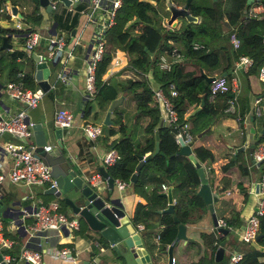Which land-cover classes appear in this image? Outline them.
<instances>
[{"label": "crops", "instance_id": "crops-1", "mask_svg": "<svg viewBox=\"0 0 264 264\" xmlns=\"http://www.w3.org/2000/svg\"><path fill=\"white\" fill-rule=\"evenodd\" d=\"M49 1L52 4L50 10H46L45 7L39 5L42 13V24H35L31 20L24 21V23L14 20L12 24L6 25L12 28H23L25 32L11 34L9 38L3 37L6 39L4 46H2L3 39L1 41L0 49L3 51L0 52V71H2L0 73V110L6 115H12L23 107L20 101L8 98L5 95L3 88L6 82L20 79L24 86L28 88L38 87V80L35 78L37 62L33 58V54H45L48 37L52 35L65 36L69 40L68 43L66 39L68 43L66 48L68 51H71L72 55L68 57L66 53H62L57 59L55 58L46 62L50 71L48 77L49 88L44 90V95L38 104L34 108L27 110L28 120L33 124L40 123L46 136L45 146L37 145L33 136L32 151L46 162L56 175L65 172L68 166L71 170L75 171L77 176L82 177L84 181H87V178L92 175L98 176L101 191L107 193V181L102 176L100 168L103 167L107 172V166L103 161L104 154L109 149L114 148V141L122 138L120 131L110 133V129H117L123 124L128 127V134H130L133 132V124L135 122L136 107L132 92L124 91L125 87L121 85L127 79L137 81L140 77L131 68L129 54L126 51L118 49L104 75V81L112 85L116 90V98H122V101L110 112L109 118L111 123L104 125L105 116L109 111L112 100L101 101L97 95L86 96L84 90V72L86 61L92 54L93 44L101 37L106 41L105 34L108 29L101 34L100 26L87 21L83 8L78 10V6L81 3L86 4L87 0H71L72 3L68 6L57 0ZM254 1L258 0H252V3ZM20 3L22 4L20 9L25 13L31 12L34 8L32 0H20ZM254 6H260V8L257 14L252 17L263 18V4L258 1L252 7ZM20 9H18V13ZM3 11L12 16L11 11L9 12L5 8H3ZM248 11L249 9L247 10V14ZM189 12L197 16V20L194 22L200 20L199 10L196 7H192L191 4ZM208 13L212 17L213 12L209 11ZM167 16L168 12L166 10L165 14L162 15V24L168 28H172L167 24ZM248 16L250 15L248 14ZM15 17L20 18L21 16H12V18ZM184 21L187 20L178 18L176 27L174 28L182 26ZM18 23L20 27L16 26ZM26 29L39 30L43 37L31 55H27L23 49V36L27 32ZM222 29H227L224 23ZM189 31L190 26L184 29L185 33ZM189 34L192 35L191 33ZM75 38H78L80 43L71 50L70 48L73 47L71 43ZM230 44L234 50V48L240 45V40L237 37L231 36ZM175 47L182 49L180 44H176ZM13 52H23L24 57L16 56L13 60L10 56ZM177 54L178 52L174 53V55ZM31 58L33 60H30ZM238 60L239 58L233 59V65L221 75L226 74L225 80L232 92L229 97L232 100V108L233 110H237L239 114L236 117L221 114L213 118L208 127H206L208 128L207 131L201 137L194 138L191 134L193 141L190 147L192 150V146L202 145L212 152L211 166L214 168V175L211 176L212 180H210V174L206 172L204 164L203 167L211 192L218 196V200L213 202L217 222L218 220H222L224 216L229 217L234 212H239L242 224L255 212L260 200L264 199V193L261 192L262 186L259 183L264 171L261 172L260 169H256L254 165L258 166L260 163L252 160L254 149L259 145H264V85L258 79L257 71L246 75L252 64L245 68L242 64H237ZM181 62L190 63V61L183 59ZM201 70L204 72L203 69ZM218 72L219 69L213 75L204 73L209 76H215L214 74H218ZM27 73L31 74L29 81H26L27 75L25 74ZM58 73H61L64 78L58 77ZM146 78L152 91L160 86L158 81L154 79L151 71L146 74ZM231 78L237 79L238 83L234 84ZM149 104L151 108L159 107L153 103V99ZM226 104H229V102ZM60 108L70 110L74 118L72 126L62 129L61 136L58 138L55 134V129L58 126H56L54 119L56 111ZM159 109V125H161L164 123V113L160 107ZM226 109L228 112L232 111L228 110V106ZM86 123L100 124L103 127V132L95 139L88 138L83 130V126ZM143 123L140 122L139 125ZM136 126L135 133L133 132L134 140L138 141L139 139L142 142L144 138L141 134V128H139L138 124ZM186 128L188 130L187 124ZM8 140L15 141V138L9 134L0 135V172H7L12 163V158L6 154L3 148L4 143ZM147 154L150 153L146 152L143 156ZM225 164L227 165L224 166ZM207 166H209L208 163ZM241 168H245L247 171L246 175H243ZM134 182H131L129 179L127 184L121 188L114 181L112 195L120 198L126 214L134 225L149 230L145 241L147 245L151 246L157 240L158 231L162 229L161 221L168 219L161 216L163 212L160 211L162 210L161 208L167 207L168 200L166 196L164 201H155L153 199L152 201L157 203L155 204L157 207L153 206L154 204H148L147 196L141 193V188H139L140 191L136 190L133 185ZM199 184L191 190L192 193L196 194ZM162 185H165L166 188L168 187L164 183ZM152 186L153 184L149 185L146 192L151 190ZM48 187L47 183L26 185L11 182L8 178H5L0 185V206H4V209L0 211L2 232L5 237L13 240V244L9 250L0 249L7 263L26 264L20 259V252L23 248L29 247L40 249V264H120V258L116 257V253H112L109 250H101L99 246H96V252L92 253L93 243L89 237L88 226L83 220L78 230L63 229L60 233L49 231L40 239L33 238L29 233L23 231L22 224L31 223L32 217L28 216L24 222L21 221L19 218L21 211L23 209L31 211L40 203L57 201L62 212L70 216L74 215L70 206L65 202L63 195L56 196L50 193ZM161 190L164 193L166 189L164 190L161 187ZM172 195L173 204L175 205L177 196L175 188L172 189ZM137 204H142L147 209L149 207L160 208L156 211L158 214L150 216L149 222H151V225H145L143 222H134L133 216ZM241 224L238 227L228 226V229L233 233L229 232L227 235L221 236L226 240L225 246L228 250V256L233 252H241L244 255L243 251L246 249L252 247L255 249L259 248L258 241L251 244L242 242L240 238ZM184 226L186 239H181L175 243L173 247L174 262L179 264L193 262L197 264H213L211 250L207 246L204 234H211L216 237L218 231L213 223L212 212L209 207L206 205L204 209L197 207L191 210L188 221ZM234 237H237V240ZM38 242L40 243L39 245L37 244ZM102 242L104 241L102 240ZM59 249H66L68 253L64 256L54 253L55 250ZM151 251L155 252L154 250ZM8 255L14 258L8 259L6 257ZM160 258L161 264H166L167 255L165 254V256H161ZM13 260L15 262H12ZM239 264L243 263L240 262Z\"/></svg>", "mask_w": 264, "mask_h": 264}, {"label": "trees", "instance_id": "trees-1", "mask_svg": "<svg viewBox=\"0 0 264 264\" xmlns=\"http://www.w3.org/2000/svg\"><path fill=\"white\" fill-rule=\"evenodd\" d=\"M164 1L122 0L120 7L116 10L115 23L106 31L104 52L96 68V95L101 101L116 98V90L104 81V75L118 49L129 54L131 68L140 77L137 81L127 79L121 86L125 87L124 91L132 92L136 107L133 132L135 133V127L138 124L144 139L142 142L139 139L135 141L133 132L128 134L129 129L123 124L117 129L111 128L110 133L120 131L122 138L114 141V148L120 154V158L114 164L107 166V172L114 180L119 179L127 183L134 171L138 156L146 152L152 153L158 141V152L144 161L138 172V178L133 183L137 191L141 188V193L147 196L148 204H154L155 207L157 203L153 202V199L155 201L166 199L161 190L162 183L172 186L177 191L173 213L161 214L168 219L160 223L162 229L158 231L154 245L158 252L167 250L176 236L178 224H185L188 221L191 210L197 207L204 209L206 206L201 196L191 195V190L199 184V176L193 162L186 155L178 153L180 144L175 139V133L183 124H187L190 134L196 138L195 135L208 127L210 121L218 115L227 114L236 117L239 114L237 110L228 112L226 109L227 100L232 92L228 90L212 93L211 82L206 81L200 70L203 69L204 72L213 75L219 69L218 74L214 75L225 78L226 74H221L233 65V59H238L240 55H247L253 59L246 74L248 75L258 72L264 59V17L248 16L247 10L250 5L247 0H191L192 7L199 10L200 20L198 22L184 21L179 28H168L162 24V15L166 11ZM171 1L176 5H182L185 2V0ZM258 1L264 6V0ZM4 5H16L18 9L22 6L20 0H0V45L3 37L9 38L11 34L25 32L23 28L6 26L12 24L14 20L22 23L31 20L38 25L43 22L38 3L34 2V8L29 13L20 9V18H12L10 14L3 11ZM84 7L85 3H81L78 10ZM209 11L213 12L212 17L209 16ZM223 23L227 27L226 30L222 29ZM188 26L190 31L185 33L184 29ZM231 36L240 40V45L234 50L230 44ZM176 44H180L182 49L176 48ZM2 51L0 49V52ZM175 52L178 54L174 55ZM10 56L14 60L16 56L24 57V53L13 52ZM182 59L190 63H182ZM150 71L160 84L159 87H162L165 93L167 91L166 94L170 95L172 88L175 90V94L171 96L178 114V122L175 126L165 122L159 125L160 109L150 107L153 91L146 78V74ZM25 75H27L26 81H29L31 74ZM202 99L204 106L193 116L186 118L199 106ZM140 122L144 123L139 125ZM192 152L204 164V167L206 166V172L210 174V180H212L211 176L214 175V168L211 166L212 152L202 145L192 146ZM263 164L264 158L258 166H254L263 172ZM241 169L243 175H246L245 168ZM152 184L151 190L146 192L148 186ZM157 209L160 208L147 209L144 205L137 204L133 216L134 222L150 224L149 218L153 214H158ZM173 215L177 217V221H174ZM222 220L231 227H238L241 224L239 212H234L229 217L224 216ZM258 234H261L258 240L259 248L252 247L244 250L241 263L264 264V209L258 220ZM204 235L212 257L224 237H220L218 233L216 237L211 234ZM96 249L93 245L92 253L96 252ZM174 264L179 263L174 262Z\"/></svg>", "mask_w": 264, "mask_h": 264}, {"label": "built area", "instance_id": "built-area-1", "mask_svg": "<svg viewBox=\"0 0 264 264\" xmlns=\"http://www.w3.org/2000/svg\"><path fill=\"white\" fill-rule=\"evenodd\" d=\"M121 3L122 0H87L83 10L87 21L100 26L101 34H103L115 23L116 10L120 7ZM3 8L10 12L8 5H4ZM259 8L260 6L251 7L248 14L255 16ZM16 26L20 27L19 23ZM23 39V49L27 55H31L43 37L39 30L30 29L24 34ZM66 39L63 35H52L48 37L45 54H38L40 61L44 60L45 62H49L55 58L57 59L62 53H66L68 57L72 55L71 51H68L66 48L69 43V40L67 39V43ZM79 43V39L75 38L71 43L73 47L70 49H74V46ZM104 47L105 41L101 37L93 44L92 54L86 61L84 72V90L86 96H95L97 94L96 68L98 62L102 59ZM237 64H242L246 68L252 64V59L242 55L239 57ZM58 77L61 79L64 78L61 73H58ZM258 79L264 85V59L258 71ZM231 81L234 84L238 83V80L235 78H231ZM3 90L8 98L20 101L23 107L12 115H6L0 110V135L9 134L15 138V141L8 140L4 143V151L12 158V163L7 172H0V185L5 178H8L14 183H23L26 185L32 183H47L49 186H52L55 177L50 166L32 151L33 123L28 120L27 116V110L34 108L38 104L44 95V90L40 87L28 88L24 86L20 79L6 82ZM228 90H230V86L227 84L225 78L215 76L211 81L212 93L226 92ZM174 94L175 90L173 88L171 94L168 95L162 87H157L153 90L152 99L153 103L163 110V121L175 126L178 122V114L171 100V96ZM227 102H229L228 110H233L231 98ZM73 118V113L70 110L60 108L56 111L54 120L56 126L64 129L72 126ZM83 130L88 138L95 139L102 133V126L100 124L86 123L83 126ZM174 136L178 143L181 139L184 144L191 146L193 137L188 132L186 124H183ZM119 158L120 154L118 151L115 148H111L104 154L103 161L106 166H110ZM263 158L264 145H259L253 151L252 160L254 162H260ZM114 181L121 188L127 184L119 179H115ZM87 182L93 187L100 188V179L98 176L92 175L88 177ZM259 183L262 186L261 192L264 193V174L261 176ZM162 188L165 190L166 186L162 185ZM263 209L264 199L260 200L257 209L248 217L243 229H241L240 238L243 243L251 244L256 241L258 220L259 216L263 213ZM28 216L32 217V222L29 224L23 223V231H26L31 237L36 239L45 236L49 231L60 233L63 229L78 230L81 224V219L78 215L70 216L62 212L57 201L40 203L31 211L23 209L19 218L24 222ZM218 226L228 228L223 220H218L216 227ZM139 229H142V227L140 226ZM12 244L13 240L3 235L2 220L0 218V249L9 250ZM37 244L39 245L40 243L38 242ZM54 253L64 256L68 253V250L59 249L55 250ZM6 257L13 259L9 255ZM242 257L241 252H233L227 264H239ZM20 259L26 264H40V249L25 247L20 252ZM172 263H174V258L172 259Z\"/></svg>", "mask_w": 264, "mask_h": 264}, {"label": "water", "instance_id": "water-1", "mask_svg": "<svg viewBox=\"0 0 264 264\" xmlns=\"http://www.w3.org/2000/svg\"><path fill=\"white\" fill-rule=\"evenodd\" d=\"M38 3L40 6L45 7L46 10L52 8V4L49 0H32ZM64 3L66 6L72 3L71 0H57ZM252 0H247L249 4ZM191 0H185L184 4L181 6H176L170 0L165 1L166 10L168 12L167 24L172 28L176 27L178 18H183L188 22H194L197 20V16L189 12ZM12 16H20L18 13V6H9ZM6 44V39L3 38L2 46ZM33 58L37 62L35 78L38 80V87L43 90L49 88L48 77L50 74L49 68L44 60L40 61L38 54H33ZM201 75L204 76L207 82H211L215 76H209L201 70ZM122 101V98H116L112 100L109 111L107 112L104 120V125L110 124L111 120L109 118L110 112ZM204 106V100L202 99L199 106L192 110L186 118L193 116L198 110ZM33 136L37 145L45 146L46 136L42 125L40 123H34L32 125ZM205 128L200 133L197 134V138L207 131ZM62 128L58 127L55 129V134L60 138L62 133ZM103 132V127H102ZM180 150L179 154L186 155L194 164L199 175V187L196 194L202 197L203 202L209 207L212 212L213 223L217 226V217L213 209V202L218 200V196L211 192L207 176L203 167V164L198 160V158L192 153L191 147L179 140ZM158 143H156L155 149L152 153L145 156H138V163L135 166V171L130 177V181L134 182L137 179L138 172L142 167L144 161L148 160L152 155L158 152ZM260 163V162H257ZM67 166V165H66ZM101 169L102 176L107 181L108 191L103 193L99 187L91 186L86 180L84 181L82 177L77 176L75 171L71 170L67 166V170L60 174H54L55 180L52 186L48 187L50 193L56 196L63 195L65 202L70 206L74 215H78L80 219L86 222L89 229V237L95 246H99L101 250H109L112 253H116V257L120 258V264H161V256L167 255L166 264L172 263L173 257V247L175 243L181 239H186L185 226L182 223L178 224V229L173 242L168 246L165 252H158L154 245V241L151 246L146 244L145 239L147 238V233L149 230L139 229L138 226L134 225L129 216L126 214L123 204L119 197H114L113 187L114 179L110 177L104 168ZM172 186H168L163 193L167 197L168 205L166 208L160 210L162 212L173 213V195ZM194 194L191 193V195ZM4 209V206H0V211ZM174 220L177 218L174 216ZM245 221L241 224L243 229ZM217 231L219 236H225L229 232L233 233L226 227L218 226ZM261 237V234L256 236V241ZM237 240V237H234ZM102 240L104 242H102ZM226 240L223 239L217 246L216 250L212 255L213 264H227L225 261L228 257V250L225 246ZM151 250H154L153 253ZM161 253V254H160ZM110 255V254H108ZM118 263V262H117ZM0 264H8L3 258V254L0 252ZM94 264V263H93Z\"/></svg>", "mask_w": 264, "mask_h": 264}, {"label": "rangeland", "instance_id": "rangeland-1", "mask_svg": "<svg viewBox=\"0 0 264 264\" xmlns=\"http://www.w3.org/2000/svg\"><path fill=\"white\" fill-rule=\"evenodd\" d=\"M255 3H256V1H254L253 3L250 2V4H248V5H250L249 9H250ZM166 93H167V91H166Z\"/></svg>", "mask_w": 264, "mask_h": 264}, {"label": "flooded vegetation", "instance_id": "flooded-vegetation-1", "mask_svg": "<svg viewBox=\"0 0 264 264\" xmlns=\"http://www.w3.org/2000/svg\"><path fill=\"white\" fill-rule=\"evenodd\" d=\"M229 257H230V255L227 257V259H226V261H225L226 263L228 262V260H229Z\"/></svg>", "mask_w": 264, "mask_h": 264}]
</instances>
